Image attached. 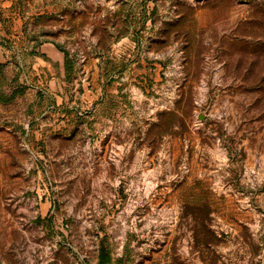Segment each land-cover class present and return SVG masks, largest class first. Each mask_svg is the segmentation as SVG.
Wrapping results in <instances>:
<instances>
[{
	"label": "rangeland",
	"instance_id": "374dc122",
	"mask_svg": "<svg viewBox=\"0 0 264 264\" xmlns=\"http://www.w3.org/2000/svg\"><path fill=\"white\" fill-rule=\"evenodd\" d=\"M262 11L0 0V264H264Z\"/></svg>",
	"mask_w": 264,
	"mask_h": 264
},
{
	"label": "trees",
	"instance_id": "16d2710c",
	"mask_svg": "<svg viewBox=\"0 0 264 264\" xmlns=\"http://www.w3.org/2000/svg\"><path fill=\"white\" fill-rule=\"evenodd\" d=\"M261 19L264 20V11H262V15L260 16ZM56 46V45H55ZM57 47V46H56ZM58 48V47H57ZM63 55H64V70L67 73V75L72 70V64L70 62V59L68 58V53H66L64 50L59 49ZM111 261V257L109 255V252L105 251L102 247L99 249L98 252V260L97 264H109Z\"/></svg>",
	"mask_w": 264,
	"mask_h": 264
}]
</instances>
